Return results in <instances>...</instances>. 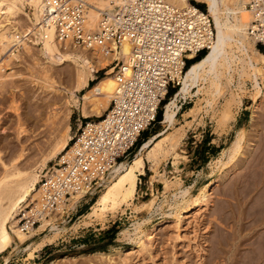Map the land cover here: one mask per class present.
Instances as JSON below:
<instances>
[{
	"label": "rangeland",
	"instance_id": "rangeland-1",
	"mask_svg": "<svg viewBox=\"0 0 264 264\" xmlns=\"http://www.w3.org/2000/svg\"><path fill=\"white\" fill-rule=\"evenodd\" d=\"M18 49L20 56L10 62L13 68L6 69L13 75L8 79L11 86L6 83L0 89V139L10 141L9 144L15 140L18 118L27 115L36 120L38 113L40 116L39 109L43 111L44 102L51 99L47 96L51 93L40 88L30 75H41L34 57L39 61L45 59L38 56L36 46L30 45L26 54L24 49ZM67 69L64 74L60 68L55 71L58 76L53 74L65 85L71 83ZM102 74L104 69L97 72V76ZM259 78L260 89L253 86L248 74L238 76L235 73L234 84L223 96L205 90L197 96L178 97L176 120L164 135L159 136L163 148H170L171 143L177 145L158 158L156 172L151 168V162L146 161L145 172L139 175L131 204H124L101 218L88 215L93 198H80L73 206L65 204L61 215L59 213L54 220L58 227L56 233L50 231L49 225L41 233H28L24 241L13 240L0 253V264H122L119 252L133 247L138 238L143 236L144 239L148 229L161 221L165 223L157 229L152 246H146L140 254L130 251L125 255L124 264H264V75ZM255 98L259 100L256 108ZM190 107H193L192 111H189ZM163 109L164 104L158 111L159 119L142 132L128 150V157L124 158L130 159L134 155L145 136L164 127ZM224 110L228 111V116H224ZM86 119L77 108L72 109L67 121L72 134ZM37 123L24 141L26 151L20 163L26 168L34 164L64 131V124L57 119L46 124L39 118ZM237 137H240L246 155L234 154L232 161L238 162L237 167L212 187V200L205 208L195 207L185 214L180 237L176 239L171 222L174 218L169 213L180 210L184 204L177 206L178 199L173 193L189 186L194 196L202 185L229 168L232 163L229 156L233 154ZM1 151L4 156L8 148L2 146ZM175 151L178 152L176 163L172 154ZM59 156L49 161L48 167ZM36 170L43 171L39 164ZM163 177L169 180L167 187ZM151 199L154 200L152 204ZM36 221L38 223L31 227L41 220Z\"/></svg>",
	"mask_w": 264,
	"mask_h": 264
},
{
	"label": "bare ground",
	"instance_id": "bare-ground-1",
	"mask_svg": "<svg viewBox=\"0 0 264 264\" xmlns=\"http://www.w3.org/2000/svg\"><path fill=\"white\" fill-rule=\"evenodd\" d=\"M47 1L0 0V89H3L1 87L5 86L6 83L10 85L8 79L13 75L10 74L11 71L6 72V69L8 67L12 69L10 62L20 56L18 48L24 49L26 54L30 50V45H32L36 46L38 56H43L45 60L39 61L38 57H34L36 59L35 63L40 67L41 75L36 76L32 73L30 75L40 88H44L46 92L51 93V95H47L51 96V99L47 100L46 103L44 102L45 106L48 107L47 110L40 102L44 109H42L43 111L39 109L40 116L38 113L36 120L30 119L27 115L18 118V130L12 144H9L10 141L8 140L2 141V138L0 139V253L6 250L13 240L24 241L28 237V233H33L34 231L41 233L49 225H51L50 231L56 233L58 227L54 220L63 205L71 204L73 206L81 198V194L67 197L65 202L57 204L56 209H53L54 212L52 210L53 213L48 211L47 215L37 216L36 219L40 218L41 221L35 227L19 224L18 215L24 211L25 204H29L32 200V202L39 200V182L42 173L48 167V162L67 149L69 141L76 133L75 131L72 134L71 127L67 123L72 109L77 108L82 117H87V122L92 121L88 119L92 118L91 116L102 115L109 108L112 100L116 98V89H118V81L115 78L112 59L115 56L120 58L130 54L129 45L126 43L120 49L119 54L107 55H104L100 49H75L66 46L68 44L61 42L58 38L57 28L51 18L47 17ZM123 1L132 2L133 0H88L89 4L93 6L87 10V25L90 27L89 29L96 28L98 24L100 16L96 7L110 9L112 7L111 2L119 3ZM163 1L170 9V12L188 7L198 8L195 1ZM196 1L206 4V11L203 13L207 14L212 20V36L206 43L208 48L204 50L200 58L187 64L182 73L179 71L181 62L174 68L172 73L178 77L179 88L164 103L162 115L164 127L143 139L130 159L123 158L111 166L106 183L96 197L93 198L94 201L90 207L91 211L88 213L90 217L101 218L109 211L114 212L124 204H131L135 198L139 175L145 172L146 161L151 162V168L156 172L157 169L155 167L158 163V158L164 152H169L177 145L176 143H171L169 145L170 148H163L160 144L162 138H159V136L164 135L176 120L179 107L178 97L197 96L205 90L210 91L214 95L223 96L229 86L234 84L235 73L238 76L248 74L252 78L253 86L260 89L259 77L264 75V50L257 46L256 40L248 32L250 22L254 17L253 11L245 7L248 0ZM26 8H28V11H25ZM15 50L18 52H15ZM188 56L193 57L194 54L190 53ZM59 68L62 69V71H59L63 74L68 68L67 71L70 74L69 76H71L69 85H65L63 81L57 79L58 77L56 78L55 75L58 76L59 74H57L58 72L55 74V71ZM101 69H104V74L97 76V72ZM66 77L65 79H67ZM159 90L164 95L165 89L160 88ZM257 92L259 93V90ZM258 102L259 100L255 98V108L258 106ZM208 103L210 102L208 101ZM192 110L193 107H190L189 111ZM228 115V111L224 110V116ZM39 118L44 119L46 124H50L54 119H57L59 123L64 124V131L52 141L48 149L40 155L34 164L26 168L20 163V159L26 151L24 141L27 133L29 131L32 132L33 125H40V123H37ZM2 146L8 148V152L4 156L1 154ZM242 149L240 137H237L234 140L233 154L229 156V160L232 161L236 152L245 156L246 154ZM172 154L174 156L173 162L176 163L178 152L175 151ZM37 164L42 167V172L41 170H36ZM237 165V161H232L229 168L227 167L216 177L202 185L194 196L191 195L189 186L179 187L180 190L178 189L177 193H173L176 200L178 199L176 202L177 206L184 204L180 210L169 213L170 217L174 218L171 222L176 239L180 237L185 214L195 207L205 208L212 200V187L220 179L227 176L228 172L237 167ZM155 176L153 175V177ZM168 183L169 180L165 178V187H167ZM187 196H189L188 199ZM149 201H151V204L154 202L152 199ZM35 205L38 206V204ZM41 207L43 208L42 205ZM33 211L34 209L30 212ZM164 223L165 221L157 222L148 229L145 235L143 234L145 236L144 239H142V236L136 240L133 247L120 251L119 259L121 263L124 264L125 255L130 251L140 254L146 249V246L151 247L157 229ZM23 227H26L27 231ZM46 235L43 237H46ZM28 254L32 255L29 252Z\"/></svg>",
	"mask_w": 264,
	"mask_h": 264
},
{
	"label": "built area",
	"instance_id": "built-area-1",
	"mask_svg": "<svg viewBox=\"0 0 264 264\" xmlns=\"http://www.w3.org/2000/svg\"><path fill=\"white\" fill-rule=\"evenodd\" d=\"M164 3L133 0L111 2L110 9L96 7L98 24L89 29L87 10L93 6L88 0L47 1V17L66 46L100 49L107 55L119 54L126 43L130 54L112 59L118 81L116 98L102 115L88 118L91 122L81 121L67 149L45 168L39 182V200L20 213V224H37V216L52 212L71 195L81 194V200L94 198L106 183L111 166L123 159L142 132L157 121L158 111L171 97L169 91L178 87L174 68L181 62L182 73L188 60L208 48L213 25L203 13L206 4L204 8L196 4L197 9L170 12ZM245 7L254 13L248 32L262 49L264 0H248ZM190 53L194 56L189 57ZM160 88L165 89L164 95Z\"/></svg>",
	"mask_w": 264,
	"mask_h": 264
},
{
	"label": "trees",
	"instance_id": "trees-1",
	"mask_svg": "<svg viewBox=\"0 0 264 264\" xmlns=\"http://www.w3.org/2000/svg\"><path fill=\"white\" fill-rule=\"evenodd\" d=\"M197 5L200 7V8H204L205 7V5L204 4H199V3H197ZM197 57V56H196ZM195 57V58H196ZM201 57V56H200ZM199 57V58H200ZM198 59V58H197ZM196 59V60H197ZM195 61V60H194ZM193 62V61H192ZM190 64V63H189ZM175 92V89H172V90H170L169 91V95H172L173 93ZM159 117H160V115H159V112H158V114H157V119H159ZM148 136V135H147ZM147 136H145V138L147 137Z\"/></svg>",
	"mask_w": 264,
	"mask_h": 264
},
{
	"label": "crops",
	"instance_id": "crops-1",
	"mask_svg": "<svg viewBox=\"0 0 264 264\" xmlns=\"http://www.w3.org/2000/svg\"><path fill=\"white\" fill-rule=\"evenodd\" d=\"M145 168H146V165H145ZM142 175V174H141Z\"/></svg>",
	"mask_w": 264,
	"mask_h": 264
}]
</instances>
